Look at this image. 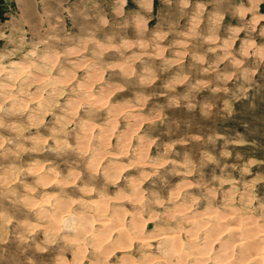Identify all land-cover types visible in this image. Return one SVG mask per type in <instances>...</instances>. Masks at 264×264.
Returning a JSON list of instances; mask_svg holds the SVG:
<instances>
[{"label": "clouds", "instance_id": "9594fccd", "mask_svg": "<svg viewBox=\"0 0 264 264\" xmlns=\"http://www.w3.org/2000/svg\"><path fill=\"white\" fill-rule=\"evenodd\" d=\"M0 21V264H264V0Z\"/></svg>", "mask_w": 264, "mask_h": 264}, {"label": "rangeland", "instance_id": "374dc122", "mask_svg": "<svg viewBox=\"0 0 264 264\" xmlns=\"http://www.w3.org/2000/svg\"><path fill=\"white\" fill-rule=\"evenodd\" d=\"M2 3H3V0H0V4H2ZM0 22H2V21H0ZM0 44H2V42H0ZM114 142H115V141L113 140L112 143H114ZM257 158L260 159V158H264V157H261V156L258 154ZM255 170H256V166H253V171H255ZM84 203H88V201L85 200ZM92 203H93L94 205H96L97 207H99V203H98L97 201L93 200ZM147 228H148V229H151V228H152V224H151V223H148V224H147ZM68 259H71L70 254L68 255Z\"/></svg>", "mask_w": 264, "mask_h": 264}]
</instances>
